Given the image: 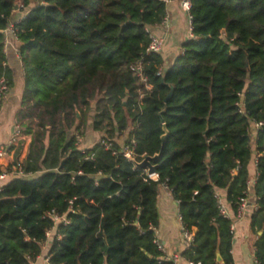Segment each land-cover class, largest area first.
<instances>
[{
  "label": "trees",
  "instance_id": "16d2710c",
  "mask_svg": "<svg viewBox=\"0 0 264 264\" xmlns=\"http://www.w3.org/2000/svg\"><path fill=\"white\" fill-rule=\"evenodd\" d=\"M169 1L0 0V79L9 88L5 30L26 10L13 24L23 70L15 119L30 138L25 175L0 190V264H32L47 243L44 264H175L155 237L164 184L192 234L182 256L233 264L232 220L217 190L235 210L253 153L250 228L255 264H264V0H189L191 36L165 66L160 52L144 51ZM142 56L150 89L131 70ZM90 117L103 136L81 149ZM160 150L151 178L136 163Z\"/></svg>",
  "mask_w": 264,
  "mask_h": 264
},
{
  "label": "crops",
  "instance_id": "0c3cea01",
  "mask_svg": "<svg viewBox=\"0 0 264 264\" xmlns=\"http://www.w3.org/2000/svg\"><path fill=\"white\" fill-rule=\"evenodd\" d=\"M26 14V10H17L13 14L11 24L20 21ZM166 26L161 23L152 28V31L164 37V43L160 51L163 65L168 66L174 57L181 51V45L185 39L191 36L190 21L188 13L183 10L181 0L169 1L167 5ZM4 53L6 65L13 72V84L9 88L0 109V146L7 143L14 126L16 125V112L19 107L23 85V70L20 55L18 53V42L7 30L5 31ZM91 115V114H90ZM92 118L87 121L84 135L80 139V148L86 149L98 142L103 133L92 128ZM127 132L117 137V142H123ZM22 149L17 155V146L9 149L4 157H0V170L14 160H23L27 151L30 138L25 137ZM249 180L247 184L248 207L243 213L237 215L233 212L225 198L224 190H217V195L229 209L232 220L233 239L231 253L233 264H255L254 242L257 235L250 228V219L253 211L257 208L254 194V183L257 178L256 154L253 153L248 164ZM158 225L155 229L156 241L162 249V253L168 256L176 255L175 264H191L182 256V252L189 247L190 241L184 238L182 222L178 212V204L170 191L164 187L159 189L157 199ZM48 243L44 245L41 254L32 264L46 263V252Z\"/></svg>",
  "mask_w": 264,
  "mask_h": 264
},
{
  "label": "built area",
  "instance_id": "2783aa9c",
  "mask_svg": "<svg viewBox=\"0 0 264 264\" xmlns=\"http://www.w3.org/2000/svg\"><path fill=\"white\" fill-rule=\"evenodd\" d=\"M181 6H182L184 11H186L187 13L189 12V7H190L189 0H181ZM166 17H165L164 21L162 22L165 26L167 25L166 24ZM188 17H189V21H190L189 14H188ZM6 30L11 35H13L14 38H16L15 37L16 29L13 27V24H10ZM147 31L149 33V42H148V45L144 51V54L149 55L151 53L160 52L162 49L163 43H164V37L161 35L155 34L153 31H150V29H147ZM18 53H19V51H18ZM144 64H145L144 63V57L142 56L133 65H131V70L138 77L140 83H142L144 85L145 89H150L151 85L147 82V78H146L144 71H143L144 70ZM161 73H162V69L159 68L158 71L156 72V75H160ZM8 90H9V87L6 85L3 78H1L0 79V109H1L3 100H4ZM261 125H262V122L256 123V127H260ZM24 138H25V136L22 134L21 128L18 125H15L7 143L0 146V157H4L8 153L9 149H13L14 147H16L19 144V142L21 140H23ZM102 142L104 143V145L106 147L109 146V143H107L105 141H102ZM123 154L127 158L132 157V151L127 146L123 148ZM22 175H25V171H24V168L22 166L21 160H14L13 162L7 164L4 168H2L0 170V190L2 189L3 182L7 178L12 177V176H22ZM148 176L151 178H156L157 174L154 172L152 174H148ZM163 187L167 188L165 184L163 185ZM247 202L248 201H247V190H246V194L244 196L239 197L237 199V201L234 203L235 204V210L231 207V203L228 202V204L230 205V207L232 208V210L235 214L240 215L248 207ZM219 211L223 216H226V217L230 216L229 209L226 207V205L224 204V202H222L221 199L219 202ZM60 218L64 219L63 217H58L57 215H54V219L56 221L59 220ZM182 231H183L184 238L191 241L192 240V234L190 232H188L187 230H184L183 225H182ZM46 235L49 236L50 233L48 232V233H46ZM157 244H158L159 249L162 252L161 246L159 245L158 242H157ZM163 257L166 260H173V261H175L177 258L176 255L168 256L166 254H163ZM45 261L48 262L47 257H46ZM190 263L194 264L192 262H190ZM197 264H199V263H197Z\"/></svg>",
  "mask_w": 264,
  "mask_h": 264
},
{
  "label": "water",
  "instance_id": "95a60500",
  "mask_svg": "<svg viewBox=\"0 0 264 264\" xmlns=\"http://www.w3.org/2000/svg\"><path fill=\"white\" fill-rule=\"evenodd\" d=\"M17 8V5L15 6ZM172 91L167 95L166 100L171 96ZM94 106V103L92 104V107ZM78 115V114H77ZM165 134L162 136V141L165 139ZM161 150L159 153L153 155V156H146L143 158L140 162L136 163V166L139 168H144L146 169L148 174H152L155 172L156 169V163L158 159L160 158ZM217 260L220 261L219 255H217Z\"/></svg>",
  "mask_w": 264,
  "mask_h": 264
},
{
  "label": "rangeland",
  "instance_id": "374dc122",
  "mask_svg": "<svg viewBox=\"0 0 264 264\" xmlns=\"http://www.w3.org/2000/svg\"><path fill=\"white\" fill-rule=\"evenodd\" d=\"M90 114L92 115V112H90ZM78 139H79L78 141H80V139H81V138H80V137H78Z\"/></svg>",
  "mask_w": 264,
  "mask_h": 264
}]
</instances>
